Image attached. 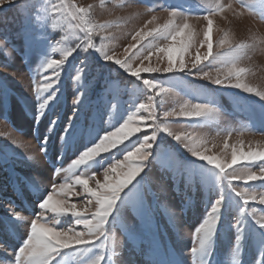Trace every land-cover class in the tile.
<instances>
[{"label": "rangeland", "instance_id": "rangeland-1", "mask_svg": "<svg viewBox=\"0 0 264 264\" xmlns=\"http://www.w3.org/2000/svg\"><path fill=\"white\" fill-rule=\"evenodd\" d=\"M245 2L256 8L260 6V0ZM54 3L59 4L61 0H12L11 3L6 2L0 6V82L6 85L13 97L9 105L12 123L8 124L0 119V158L6 156L8 160V166L0 168V229L3 228L5 219L11 220L12 212L29 218L23 223L30 222L34 214L39 212L34 203V189H25L23 195H17L14 191L10 180L13 169L16 175L35 176L42 190H50L51 187L49 177L53 164L45 161L44 155L39 152V138L34 137L32 112L28 108V105H34L37 100L35 84L39 83L42 87L47 83L44 76L52 78L53 90L56 91L57 100L51 101L49 108L51 109L52 104L55 106L51 111L46 110V117H58L57 132L67 119H73L72 109L76 107L74 101H84L85 97L78 95L81 90L87 94L89 110L100 113L98 127L89 135L80 132L85 119L77 121L74 137L65 150V158L59 162L65 168L71 159L80 154L83 145H91V136L102 134L104 128H113L122 119H126L127 115L133 114L139 103L148 102V97L131 84L134 78L105 64L98 56L91 55L94 50L83 52L86 43L83 26L80 21L72 20L68 15L54 14L51 10ZM68 3L89 9L93 25H108L104 29L93 28L92 42L103 44L106 51L114 52L121 59L126 56L124 49L135 43L130 34L142 28L153 15L157 19L153 25H149L150 28L163 25L170 19V12L160 10V5L191 10L202 17L208 8L217 3H232L233 10H226L213 17V54L228 50V44L223 48L218 44L225 34L232 43H250L255 40V48L241 62L240 67L248 69L244 76L245 82L264 92V19L259 11L241 9L234 0H68ZM148 5L156 6V11H149ZM196 15L188 22L202 39L206 21L196 18ZM182 19L177 17V22H182ZM26 33L32 36L33 43L30 48L23 39ZM164 43L161 41L162 45ZM70 48L76 50L65 61L57 82V69L54 67L45 70V61L63 59V53ZM199 51L203 54L207 49L204 47ZM195 55L194 47L185 55V61L191 62ZM85 58L87 66L81 80L77 81L75 76L80 74L77 69ZM139 63L137 60L136 64ZM143 63L145 66L149 63L152 66H163L166 65V59L158 61L157 56L153 55L150 62L145 60ZM208 70L213 76L217 74L214 69ZM142 76H152L164 86L175 89L181 96H189L187 99L194 102H199L195 101V97H199L202 101L210 100L220 107L221 111L214 120L199 124L194 120L181 123L182 117L169 118L172 121V131H187L198 140L207 141L208 154L219 158L220 162H230L234 148L244 152L264 150V101L255 94L223 88L186 74L142 73ZM106 79L112 83L108 93H103ZM87 81H91V84L85 88ZM135 83L139 84L138 81ZM48 94L41 92L42 96ZM109 94L113 97L111 107ZM171 95L173 99H169V94L156 97L154 103L158 112L178 109L175 103L176 93ZM46 124L47 119H42L41 133L45 131ZM150 131V128L142 127L141 132L136 135L143 136ZM134 142L135 136L130 137L124 144L131 147ZM225 142L228 144L227 148L224 147ZM50 144L51 152L58 154L59 140L50 137ZM123 146L113 150L117 157L122 158L120 148ZM28 157H34V161ZM150 159V168L142 177L145 180L142 191L147 200L142 210L143 218L131 210L125 214L124 219L109 233L106 260L108 264H194L195 258L191 249L199 243L195 229L205 218L215 199L219 198L218 170L198 160L182 144L163 133L160 134ZM102 161L103 157L82 171L96 172L109 162ZM242 164L243 162L234 167H242ZM68 178V173L61 172L55 177V181L63 183ZM96 179L102 181V174L97 172ZM90 186L94 187L93 181H90ZM77 190L82 191L79 188ZM224 200L212 253L210 256L206 254L201 257L207 264H234L236 259L233 254L235 231L232 226L238 198L226 186ZM82 201L83 196H73L70 203H77L79 210L83 206ZM252 207L256 209L257 218L264 215V206L250 202V212ZM45 215L51 221L52 214ZM60 219L63 224L69 222L71 217ZM248 223L261 230L250 217ZM129 229L132 231L129 232ZM26 230L24 227L19 228L14 241L0 231V238L9 245V258L14 254L15 247L19 246L20 236ZM74 256V251L66 252L61 257L60 264H80L79 258L74 259ZM239 259L241 264H256L260 260L251 240L245 243Z\"/></svg>", "mask_w": 264, "mask_h": 264}, {"label": "snow or ice", "instance_id": "snow-or-ice-1", "mask_svg": "<svg viewBox=\"0 0 264 264\" xmlns=\"http://www.w3.org/2000/svg\"><path fill=\"white\" fill-rule=\"evenodd\" d=\"M11 3L12 0H0V6L4 3ZM241 9L247 8L249 11L257 12L264 19V0H260L259 8L253 7L245 0H234ZM160 10L169 11L170 19L163 25L149 27L153 25L157 17L152 16L147 23L131 35V40L135 41L124 49L126 56L124 59L117 57L114 52L106 51L103 44L92 42L91 34L94 27L100 29L107 28L108 25H93L89 16V9L77 7L68 0H61L59 4H52V12L59 15H68L72 20L80 21L85 32L86 43L83 47L84 53L94 50L91 55H96L102 59L105 64L114 66L128 77L134 78L131 84L135 89L140 90L148 97V102H141L135 112L127 115L113 128H104L102 134L97 133L91 136V145H83V150L75 158L71 159L65 168L59 163L65 158V150L69 146L70 140L74 137V129L77 121L85 119V124L80 129L81 134L89 135L100 120V113L95 110H89L87 94L81 90L78 94L84 96L81 102L76 99V107L72 109L73 119H67L60 125L59 132L56 131L58 117H46V110L51 111L55 106L51 101H56V91L53 90L52 78L44 76L47 81L42 87L39 83L35 84L36 103L28 105L32 112L34 137L39 138V152L44 155L45 161H51L53 164L51 175L49 177L50 190H42L37 178L29 175H16L13 169L10 177L12 187L17 195H23L25 189H34L35 206L39 212L34 214V218L28 221L16 212L10 214L11 220L3 221V228L0 229L4 235L15 240V234L21 227L27 230L20 236V243L15 247L14 254L9 258L7 255L8 247L3 238H0V264H60L61 257L68 251H74V259L79 258L80 264H108L105 250L109 240V233L120 223L125 214L131 210L140 218H143V208L147 204L145 193L142 191L144 179L142 177L146 170L150 168V158L153 149L160 134H166L175 141L182 144L198 160L206 162L211 168L218 170L219 176L217 186L219 188V198L215 199L205 218L195 229L198 238V246L191 249V254L195 258L194 264H207L202 261L204 255H211L213 242L221 220L223 211L224 188L238 198L235 222L233 229L235 231V240L233 243V254L236 257L234 264H241L240 255L245 249L247 238L246 227L249 217L255 221L260 229H264V215L259 218L256 216V209L252 207L249 211V204H258L264 206V150L248 151L233 149L230 162H220L219 158L209 155L207 141L198 140L190 132L177 133L171 130L172 121L170 117H182L181 123L194 120L198 124L201 122L212 121L217 113L221 111L220 107L214 105L210 100L194 102L181 96L175 89L166 87L152 76H142V73H161V74H186L197 79L207 80L223 88L239 89L243 92L255 94L264 101V92L258 91L245 82L244 76L248 69L240 67L241 62L248 57L249 53L255 48V40L252 42L232 43L228 40L227 34L219 40L220 48L228 44L226 52H217L213 54V17L223 14L226 10H233L232 3H217L215 6L207 9L201 17L191 10L165 7L160 5ZM151 12L156 11V6L148 5ZM194 15L196 18H202L206 21V27L203 31L202 39L188 22ZM177 17H181L182 22H177ZM147 29V30H146ZM7 39V38H6ZM25 44L30 48L33 40L30 33L23 37ZM146 41V43H145ZM161 41L165 42L163 45ZM264 42V41H262ZM79 47V46H77ZM196 48V55L191 62L185 61V55L190 49ZM206 47L207 51L203 54L199 49ZM76 49L70 48L63 53V59H47L44 64L45 70L55 67V80L58 82L61 71L68 57L73 55ZM153 55L157 56L158 61L166 59V65L157 64L147 66L143 61H151ZM86 59L81 60V66L77 69L75 76L77 81L81 80L84 69L87 66ZM139 60V65L136 61ZM206 62V63H205ZM203 65V67L201 66ZM214 69L216 75L208 69ZM226 70V71H225ZM136 81L139 84L135 83ZM111 81L105 80L103 93H108ZM91 84L87 81L85 88ZM41 92H48L47 96H42ZM177 108L171 111L165 110L162 113L156 110V97L161 94H169V99H173ZM13 97L10 90L3 82H0V119L11 124L9 105ZM113 103V97L109 94V107ZM145 114H138V113ZM163 117V118H162ZM42 119H47L45 131L40 132ZM143 128H150L143 136L136 135ZM135 136V142L131 147L124 144L130 137ZM50 137L58 139L60 148L58 154L51 152ZM120 145L122 158L117 157L113 151ZM225 148L228 144L225 142ZM111 153V155H102ZM103 157V161H109L104 167L96 172L82 171L91 163ZM34 161V157H28ZM243 162L242 167H234ZM8 160L5 156L0 158V168L7 167ZM231 169V171H229ZM61 172L69 174L68 179L63 183H57L55 177ZM97 172L102 174V181L96 179ZM143 173V175H141ZM139 177V179H137ZM90 181L94 182V187L90 186ZM240 181L241 183H234ZM82 189L78 191L77 189ZM73 196H83L82 207L78 210L75 202L70 203ZM52 214L51 221L45 215ZM61 217H71L66 223H61ZM132 230L129 229V232ZM92 254V255H90ZM256 264H264V253Z\"/></svg>", "mask_w": 264, "mask_h": 264}, {"label": "trees", "instance_id": "trees-1", "mask_svg": "<svg viewBox=\"0 0 264 264\" xmlns=\"http://www.w3.org/2000/svg\"><path fill=\"white\" fill-rule=\"evenodd\" d=\"M188 94H190V93H188ZM192 95L190 94V96H192ZM183 97L189 98V96H186V95H184ZM195 99L201 100L202 98L195 97ZM246 233H247L246 243L251 240V242L254 246L255 252L257 254V258H261L262 253H264V230L263 229L258 230V229H256V227L253 226V224L248 223V225L246 227Z\"/></svg>", "mask_w": 264, "mask_h": 264}]
</instances>
